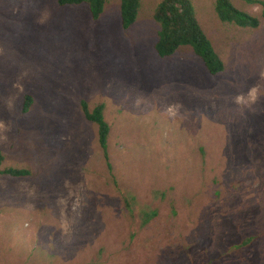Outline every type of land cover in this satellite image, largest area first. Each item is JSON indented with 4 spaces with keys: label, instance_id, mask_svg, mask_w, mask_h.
Here are the masks:
<instances>
[{
    "label": "rangeland",
    "instance_id": "1",
    "mask_svg": "<svg viewBox=\"0 0 264 264\" xmlns=\"http://www.w3.org/2000/svg\"><path fill=\"white\" fill-rule=\"evenodd\" d=\"M119 1L94 20L0 0V152L32 173L0 176V264H264L261 8L230 0L260 20L239 27L190 0L224 65L211 75L188 46L156 55L160 0L126 29ZM82 99L104 105L118 189Z\"/></svg>",
    "mask_w": 264,
    "mask_h": 264
},
{
    "label": "trees",
    "instance_id": "2",
    "mask_svg": "<svg viewBox=\"0 0 264 264\" xmlns=\"http://www.w3.org/2000/svg\"><path fill=\"white\" fill-rule=\"evenodd\" d=\"M242 1L258 5L261 8V19L264 21V2L262 0ZM213 2L216 16L223 22L251 28H255L260 24L258 18L237 9L230 0H213ZM57 3L59 6L85 4L91 17L95 20L102 13L106 0H57ZM138 9L139 0L119 1L120 21L123 29L128 28L135 22ZM152 18L158 25L157 38L153 44V49L157 56L167 58L176 53L181 47L188 46L193 54L199 58L209 74L216 75L224 70L222 60L195 17L194 8L190 0H160L153 9ZM30 103V95H25L23 112L28 110ZM79 104L84 119L96 126L97 142L106 162L107 171L118 189V182L112 173V166L109 161L108 137L110 125L104 118V105L99 103L89 108L88 103L83 99L80 100ZM3 160L4 157L0 152V176L21 178L32 174L28 168L4 166ZM120 194L125 207L131 211L130 199L123 193ZM152 215L155 216L156 214ZM249 240L243 241L242 244L247 243Z\"/></svg>",
    "mask_w": 264,
    "mask_h": 264
},
{
    "label": "clouds",
    "instance_id": "3",
    "mask_svg": "<svg viewBox=\"0 0 264 264\" xmlns=\"http://www.w3.org/2000/svg\"><path fill=\"white\" fill-rule=\"evenodd\" d=\"M255 91H256V90L253 89L252 92L250 93V96L252 97L253 102H254L255 99H256Z\"/></svg>",
    "mask_w": 264,
    "mask_h": 264
}]
</instances>
